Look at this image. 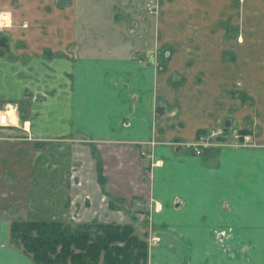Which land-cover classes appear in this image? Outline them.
Here are the masks:
<instances>
[{"label":"crops","instance_id":"obj_1","mask_svg":"<svg viewBox=\"0 0 264 264\" xmlns=\"http://www.w3.org/2000/svg\"><path fill=\"white\" fill-rule=\"evenodd\" d=\"M150 1L0 0V110L18 118L0 125V264H35L15 220L132 224L149 264H225L216 239L264 240V0Z\"/></svg>","mask_w":264,"mask_h":264},{"label":"trees","instance_id":"obj_2","mask_svg":"<svg viewBox=\"0 0 264 264\" xmlns=\"http://www.w3.org/2000/svg\"><path fill=\"white\" fill-rule=\"evenodd\" d=\"M10 241L35 264H149V242L132 224L15 220Z\"/></svg>","mask_w":264,"mask_h":264},{"label":"rangeland","instance_id":"obj_3","mask_svg":"<svg viewBox=\"0 0 264 264\" xmlns=\"http://www.w3.org/2000/svg\"><path fill=\"white\" fill-rule=\"evenodd\" d=\"M145 9L147 12L149 13H154L157 12V6L155 5L154 0H151L150 3L147 2V5L145 4ZM2 11V10H0ZM96 17V16H95ZM96 19L98 21H102V16L97 15ZM229 30V37L230 38H238L240 37L241 34H238L240 32V28L239 27H231L228 28ZM6 32H8L11 36V38H14V33L9 30H0V50L2 48V44L4 43V40L6 38ZM245 97L248 100H251L254 104L256 103V105L260 103V99L259 97L257 98L258 94H255V92H252V90H247V93L245 92ZM37 97V95H35V97L32 96V99H35ZM251 103V102H249ZM12 106L13 108H17L16 104H7L6 106ZM4 107L2 110L0 111H4L6 109H8L7 107ZM223 127V126H222ZM222 129V128H221ZM230 135L229 138L231 139V142L233 146H251L253 144V142L251 141L250 138H248L249 136L243 137L241 130L239 129H234V128H230ZM206 135L204 136V141H206L207 143H210L213 138L209 137L207 133H205ZM247 140V141H245ZM200 141V140H199ZM198 142V141H196ZM192 142L188 143V148L190 150L194 151V147L191 145ZM210 144H208L207 146L203 147V151L205 148V151L207 150V148H209ZM204 153V152H202ZM204 155V154H203ZM140 210L137 209V207H135V209L131 210V212L136 215ZM73 222V221H72ZM216 241V245L217 246H221L223 248V250H228L229 248L232 249L233 253L229 256L227 254L225 255H217V258H222L221 262L225 263V264H255L256 263V259L257 257L260 258L261 260H259V262L263 261L264 264V250H263V254H259L258 256L253 252L255 251V249L257 248V246H263L264 247V240H256V239H243V238H234L233 237V233H231V237H227V238H218L215 240ZM208 240H201V247H207L208 246ZM189 257V256H188ZM196 259V257H195ZM224 259V260H223ZM181 260V259H180ZM196 261V260H195ZM180 262H184V263H190V260L185 259L184 261H180ZM198 264H209V260H208V256L207 255H201L200 258H198L197 261ZM216 264H220V262H217Z\"/></svg>","mask_w":264,"mask_h":264},{"label":"built area","instance_id":"obj_4","mask_svg":"<svg viewBox=\"0 0 264 264\" xmlns=\"http://www.w3.org/2000/svg\"><path fill=\"white\" fill-rule=\"evenodd\" d=\"M2 12L7 13V11H2ZM12 22H13V18H12L10 26L0 27V30L11 27L12 26ZM7 112H8V109H6L4 111H0V114H6ZM11 124H13V115H7V121L3 122V123H0L1 126H8V125H11ZM203 139H201L198 142H192L191 143V145L194 147L195 153L198 154V155L202 154L203 147L207 146V144H208ZM143 144H149V143H143ZM150 144L153 146V145H155V142H150ZM142 155L147 156V157H151V158L153 157L151 152L149 153V152L143 151Z\"/></svg>","mask_w":264,"mask_h":264},{"label":"clouds","instance_id":"obj_5","mask_svg":"<svg viewBox=\"0 0 264 264\" xmlns=\"http://www.w3.org/2000/svg\"><path fill=\"white\" fill-rule=\"evenodd\" d=\"M11 21H12L11 12L4 13L0 11V27L10 26ZM6 107L8 108V112L6 114H0V123L7 121V115H12L13 113H15V108H13L10 105ZM17 122H18L17 116L13 115V123H17Z\"/></svg>","mask_w":264,"mask_h":264}]
</instances>
